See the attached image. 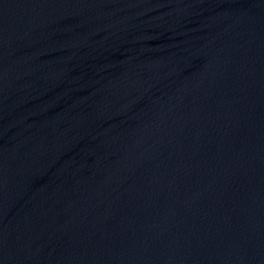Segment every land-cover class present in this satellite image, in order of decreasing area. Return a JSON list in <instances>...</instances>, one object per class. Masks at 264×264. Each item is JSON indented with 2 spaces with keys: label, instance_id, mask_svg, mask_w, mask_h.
<instances>
[{
  "label": "water",
  "instance_id": "obj_1",
  "mask_svg": "<svg viewBox=\"0 0 264 264\" xmlns=\"http://www.w3.org/2000/svg\"><path fill=\"white\" fill-rule=\"evenodd\" d=\"M0 264H264V0H0Z\"/></svg>",
  "mask_w": 264,
  "mask_h": 264
}]
</instances>
